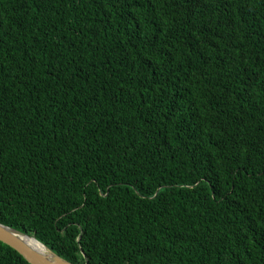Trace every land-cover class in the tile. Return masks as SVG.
<instances>
[{"label":"trees","instance_id":"1","mask_svg":"<svg viewBox=\"0 0 264 264\" xmlns=\"http://www.w3.org/2000/svg\"><path fill=\"white\" fill-rule=\"evenodd\" d=\"M0 223L74 264H264V0H0Z\"/></svg>","mask_w":264,"mask_h":264},{"label":"water","instance_id":"2","mask_svg":"<svg viewBox=\"0 0 264 264\" xmlns=\"http://www.w3.org/2000/svg\"><path fill=\"white\" fill-rule=\"evenodd\" d=\"M0 241L17 251L29 264H74L34 236L3 223H0Z\"/></svg>","mask_w":264,"mask_h":264}]
</instances>
